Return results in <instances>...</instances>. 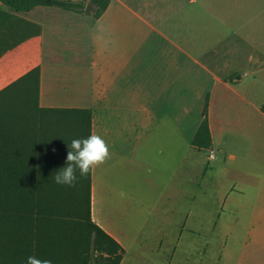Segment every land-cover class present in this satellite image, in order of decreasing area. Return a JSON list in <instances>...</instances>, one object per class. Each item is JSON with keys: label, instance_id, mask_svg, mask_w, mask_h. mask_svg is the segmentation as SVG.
<instances>
[{"label": "crops", "instance_id": "crops-1", "mask_svg": "<svg viewBox=\"0 0 264 264\" xmlns=\"http://www.w3.org/2000/svg\"><path fill=\"white\" fill-rule=\"evenodd\" d=\"M95 8L0 3L40 27L0 56V108L18 107L19 86L6 89L39 68L38 108L91 111L110 152L91 170V219L124 249L119 264H169L191 245L189 264L198 236L228 242L244 225L255 250L231 264H264V0ZM206 106L211 145L199 149Z\"/></svg>", "mask_w": 264, "mask_h": 264}, {"label": "trees", "instance_id": "trees-1", "mask_svg": "<svg viewBox=\"0 0 264 264\" xmlns=\"http://www.w3.org/2000/svg\"><path fill=\"white\" fill-rule=\"evenodd\" d=\"M0 3L16 13L38 6L85 12L92 3L94 16L99 18L110 0ZM39 33L37 24L0 9V56ZM39 81V68L28 72L6 89L19 86L14 88L18 90L14 95L18 107L5 104L0 108V264H26L29 256L52 264H85L84 229H93L97 249L104 251L112 264H119L124 249L91 219V171L86 177H79L77 171L74 187L58 185L53 179L66 166L71 141L91 135L92 113L87 109L38 108ZM192 143L199 149L210 148L207 106Z\"/></svg>", "mask_w": 264, "mask_h": 264}, {"label": "rangeland", "instance_id": "rangeland-1", "mask_svg": "<svg viewBox=\"0 0 264 264\" xmlns=\"http://www.w3.org/2000/svg\"><path fill=\"white\" fill-rule=\"evenodd\" d=\"M222 214L223 216H227L225 211H223ZM83 222H85L84 219ZM213 226L214 223L212 224L211 229ZM198 229H200L202 233H205L207 231V226L199 227ZM220 229L221 227H218V232ZM248 230V225H244L243 227L240 226L239 228L237 226V228H235L236 232L234 233V236L230 238L228 242H221L220 237L213 242L211 234L209 233L207 237L203 235L198 236L195 243L192 245L191 256L193 257V261L189 264H231V261L233 262V258H235L236 254L238 255L243 249H245L246 252L255 250L252 242L249 239H246L248 238ZM82 232L84 233L82 235L84 237L85 264H112L108 255L104 251L97 249L95 245L96 234L94 230L84 229ZM190 246H186V249L183 252L184 255H182L181 259L169 258V264H188L186 262V254H188ZM261 246L262 245L257 246L256 250L260 252L259 254H264V248ZM233 253H235V255ZM162 260L163 263L166 261L165 258Z\"/></svg>", "mask_w": 264, "mask_h": 264}, {"label": "clouds", "instance_id": "clouds-1", "mask_svg": "<svg viewBox=\"0 0 264 264\" xmlns=\"http://www.w3.org/2000/svg\"><path fill=\"white\" fill-rule=\"evenodd\" d=\"M66 155V166L56 172L53 179L56 184L74 187L79 177H86L90 171L110 159L106 141L99 135L92 134L87 138L73 139ZM26 264H52L50 260H42L29 256Z\"/></svg>", "mask_w": 264, "mask_h": 264}, {"label": "water", "instance_id": "water-1", "mask_svg": "<svg viewBox=\"0 0 264 264\" xmlns=\"http://www.w3.org/2000/svg\"><path fill=\"white\" fill-rule=\"evenodd\" d=\"M92 9H93V5L90 3V4H88L87 6H86V12H91L92 11Z\"/></svg>", "mask_w": 264, "mask_h": 264}, {"label": "built area", "instance_id": "built-area-1", "mask_svg": "<svg viewBox=\"0 0 264 264\" xmlns=\"http://www.w3.org/2000/svg\"><path fill=\"white\" fill-rule=\"evenodd\" d=\"M209 157H210V158H213V157H214V150H210V151H209Z\"/></svg>", "mask_w": 264, "mask_h": 264}]
</instances>
